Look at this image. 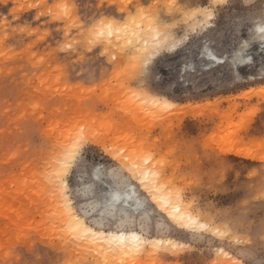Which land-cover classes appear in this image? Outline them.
Wrapping results in <instances>:
<instances>
[{
	"label": "rangeland",
	"instance_id": "374dc122",
	"mask_svg": "<svg viewBox=\"0 0 264 264\" xmlns=\"http://www.w3.org/2000/svg\"><path fill=\"white\" fill-rule=\"evenodd\" d=\"M262 8V0H0V264H232L249 246L237 236L255 241L264 225ZM101 20L114 21V33H93ZM133 164L150 168L151 186L201 224L168 228ZM65 167L69 203L53 194ZM113 185H134L163 226L142 228L138 214L93 226L78 210ZM66 205L96 230L137 231L149 242L124 253L83 240ZM229 222L236 236L198 231Z\"/></svg>",
	"mask_w": 264,
	"mask_h": 264
},
{
	"label": "snow or ice",
	"instance_id": "6c2138e0",
	"mask_svg": "<svg viewBox=\"0 0 264 264\" xmlns=\"http://www.w3.org/2000/svg\"><path fill=\"white\" fill-rule=\"evenodd\" d=\"M264 2V0H262ZM61 9H63V12L68 18H71L69 15V9L70 6L68 4H63L59 6ZM171 8H176L177 5H169ZM212 7V6H210ZM213 10H215L213 8ZM204 14L206 16H209V13L207 11H204ZM49 15H52V13H49ZM261 16V27L259 29L262 36H264V8L261 9L260 12ZM210 18V17H209ZM115 22H108L105 20H101L99 24L93 23L92 25V31L96 35H103L104 30L107 29L108 31H111ZM182 43V41H181ZM179 44H177L175 41L169 46L165 45V48L168 51L174 50L176 47H178ZM70 48L71 45H68ZM244 45H241V51H243ZM150 61L151 57H145L141 61V77L146 82L150 78L152 69L150 67ZM234 62L239 63L240 57H234ZM79 151V149L77 150ZM102 153L113 155V150L109 149L106 145L101 146ZM73 157L77 158V153H73ZM113 159H118L115 155H113ZM78 163L83 162V153L79 154V158L77 160ZM121 165L116 164L112 166V172L116 173L118 170H120ZM67 167L61 172L57 174V185L53 189V194H59V196L62 199H65L67 201L69 192L71 191L68 188V184L66 183L67 179ZM107 174V171L105 172ZM100 175L99 172L96 173V179H99ZM111 183V181H109ZM107 191V189H105ZM262 196L261 198L264 199V185H262L261 188ZM179 194V193H178ZM128 197L122 195V191L117 188L115 185L112 187V191L110 194L102 195L100 197L90 198L89 201L85 204V206L78 210L84 214L85 219L87 220L89 217H91L93 221V226L95 224L99 223L101 225L108 223L111 224L117 220L121 222V224L127 223L129 221L135 220L137 214L139 215L140 223L142 225V228H153V227H161L163 224L161 223L159 214L156 212V209L147 201H139L137 202V206L134 210H130L128 206L124 203L125 200H127ZM70 206V205H66ZM72 215H76V213H72ZM76 224L79 225L80 221L77 220ZM168 228H185L186 225L182 222L175 221V218H173L172 221H169L167 223ZM233 224L231 222L224 223L222 225H216L215 223H211L208 225L200 226L198 231L200 232H210L213 236H218L221 238L225 237H233L236 236V231L233 230ZM236 229L239 230V224L237 223L235 225ZM84 230V229H82ZM118 230H121L118 228ZM98 232H100V235L103 236V232L100 231V229H97ZM93 237L97 236V232L92 233ZM113 239L121 240L122 237H112ZM137 240H139V237H136ZM237 243H246L249 245L246 248L241 249L237 256L238 258L232 261V264H264V225H262L261 230L254 241L250 234L249 239L247 241H241L239 237L236 238ZM255 243L259 244L260 247V255L261 258L259 261L255 259L256 255V249L254 246ZM182 247V246H180Z\"/></svg>",
	"mask_w": 264,
	"mask_h": 264
},
{
	"label": "bare ground",
	"instance_id": "6f19581e",
	"mask_svg": "<svg viewBox=\"0 0 264 264\" xmlns=\"http://www.w3.org/2000/svg\"><path fill=\"white\" fill-rule=\"evenodd\" d=\"M260 27L261 26L258 27V31H259ZM111 31H112V33H114L113 29ZM112 33H111V35H112ZM259 33H260V31H259ZM156 40H158L156 42L157 45H160L163 43L162 38H161V40L159 38V34H157ZM206 56L208 57L209 60H211L213 62H216V63H223L224 62V59L217 57L209 49L206 52ZM165 104H168V103H165ZM136 165L137 164L132 165L133 168L132 167L130 168L131 169L130 172L132 173L133 177L137 180V182L142 184L143 188L146 189L148 191V193L153 197V199H152L153 203L156 205V207L162 213L166 214L171 220H173V218H175V221H179V222L184 223L186 225L185 228L198 227L201 224L198 217L195 216L194 214H192L190 209H187V207L182 203L181 200H177V199L173 198L172 195L165 193L163 191V188L159 185L151 186V184L153 185L152 180H154L156 177H154L155 175L152 176L153 174H152V170L150 168H147V167L143 168L141 166H138V165L136 166ZM153 177H154V179H153ZM155 182L158 183L157 181H155ZM156 183H154V185ZM122 195L128 197V199L125 200L124 203L128 206V208L130 210H134L136 208L138 200L142 201L139 198L138 192L136 191V187L134 185H130L129 190L122 191ZM66 202H68V201H66ZM68 213H69V219L71 220L72 228H74L75 233L77 235L81 236V238L83 240H85V238H89L90 241H95V240L101 241V243H106L111 248H116V247L119 248L120 249L119 251H121V250L124 251L126 249H128V250L132 249L128 252L133 251V249L136 250V252H140L145 247V245L148 244V242H149V240L146 239L144 235H142L141 233H139L137 231H130V232H126V231L105 232V231H102L103 236H101L100 232H98L93 227L89 226L86 223V221L84 220V218L79 216L77 213H76V215H72V213H75V212L71 208V206H69ZM77 220L80 221L79 225L76 224ZM82 229H84V230H82ZM93 232H97L96 237H93V235H92ZM112 237H122L123 239L117 240V239H113ZM136 237H139V240H137ZM117 251H118V249H117ZM128 252L126 250L124 253H128Z\"/></svg>",
	"mask_w": 264,
	"mask_h": 264
}]
</instances>
